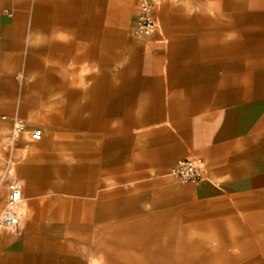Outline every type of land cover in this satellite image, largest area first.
Instances as JSON below:
<instances>
[{
    "label": "crops",
    "instance_id": "0c3cea01",
    "mask_svg": "<svg viewBox=\"0 0 264 264\" xmlns=\"http://www.w3.org/2000/svg\"><path fill=\"white\" fill-rule=\"evenodd\" d=\"M136 9L0 0V147L14 118L51 135L4 150L0 212L16 163L26 219L0 230V264H94L95 230L147 205L230 206L264 233V0H160L139 39ZM185 158L204 163L199 183L168 176ZM49 180L79 181L61 192L87 213L60 222Z\"/></svg>",
    "mask_w": 264,
    "mask_h": 264
},
{
    "label": "rangeland",
    "instance_id": "374dc122",
    "mask_svg": "<svg viewBox=\"0 0 264 264\" xmlns=\"http://www.w3.org/2000/svg\"><path fill=\"white\" fill-rule=\"evenodd\" d=\"M152 2L159 7L160 0ZM156 24L159 26L157 20ZM49 136L48 133L46 138ZM46 138L40 144L44 145ZM20 166L12 164L10 170L14 176L12 182L22 191L21 228L26 219V200L22 180L18 173L14 175ZM78 183L77 180L48 181L47 191L51 193L45 198L51 199V203L55 200V208H60L55 211L60 222L70 223L73 215L87 213L75 210L77 204L72 202L80 197L64 196L61 192L66 186L77 188ZM151 208L147 205L137 217L112 213L111 217L118 214L115 226L96 229L91 235L93 263L264 264V233L257 215L250 221L243 220L240 214L231 212L230 206L214 204H179L155 211ZM49 212L52 211L48 210L47 216ZM10 232L16 234L18 229Z\"/></svg>",
    "mask_w": 264,
    "mask_h": 264
},
{
    "label": "built area",
    "instance_id": "2783aa9c",
    "mask_svg": "<svg viewBox=\"0 0 264 264\" xmlns=\"http://www.w3.org/2000/svg\"><path fill=\"white\" fill-rule=\"evenodd\" d=\"M136 3V17L132 30V37L146 38L151 36L158 28L153 15L154 3L150 0H132ZM25 126L21 119L14 118L12 127L5 138L4 147H0V163L10 165L11 158L4 154L5 149H10L21 133L25 132ZM32 142L42 140L43 134L39 129L26 131ZM206 169L204 163L199 159H180L168 171V176L179 184H197L204 178ZM8 197L5 208L0 212V230L16 231L22 218L21 189L11 182L8 185Z\"/></svg>",
    "mask_w": 264,
    "mask_h": 264
}]
</instances>
